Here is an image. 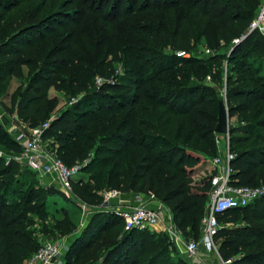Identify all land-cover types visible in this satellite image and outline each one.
Wrapping results in <instances>:
<instances>
[{
  "label": "trees",
  "instance_id": "1",
  "mask_svg": "<svg viewBox=\"0 0 264 264\" xmlns=\"http://www.w3.org/2000/svg\"><path fill=\"white\" fill-rule=\"evenodd\" d=\"M263 2L0 0V100L14 78L20 87L27 83L17 106L12 99L22 122L36 127L52 118L44 136L56 137L64 162L73 149L81 157L96 153L82 169L91 174L90 183L74 185L90 200L101 204L107 189L152 192L198 239L211 176L201 185L192 177L206 158L219 155L215 127L223 88L231 116L259 115L253 125L230 127L232 182L255 187L264 181V54L255 53L264 50V38L254 30L229 49ZM200 44L213 53L177 55ZM112 61L122 64L124 74L96 86L99 73L109 76ZM51 87L83 97L53 117L59 101L48 96ZM0 146L22 150L1 121ZM19 164L0 157V264H22L38 245L28 229L30 214L45 222L50 217L41 195L52 189L30 179L38 177L27 165L16 172ZM218 218L224 224L217 236L221 258L264 264V197ZM54 226L62 233L75 228L70 221ZM149 232L125 231L121 217L101 210L69 245L65 264H191L167 234Z\"/></svg>",
  "mask_w": 264,
  "mask_h": 264
},
{
  "label": "built area",
  "instance_id": "2",
  "mask_svg": "<svg viewBox=\"0 0 264 264\" xmlns=\"http://www.w3.org/2000/svg\"><path fill=\"white\" fill-rule=\"evenodd\" d=\"M264 5L259 13V17L252 24L251 31L260 29L264 35ZM250 31V32H251ZM240 38L234 39V43L239 44ZM208 50V53H211ZM179 56L189 57L185 52L179 51ZM101 86L103 81L97 78ZM110 83V80L108 81ZM52 118L36 127H27L19 122L17 115L13 118L12 134L20 144L22 150L19 152L10 151L0 146V157L4 156L5 163L18 162L29 166L42 183L46 186L57 185L61 190L71 193L75 179L82 173V169L91 162L89 158L85 165L70 167L57 154L43 144V136L50 127ZM230 143L225 150L226 158L223 160L217 156L213 161L217 169L216 174L211 175V193L209 196V214L203 218V231L200 238L187 240L179 227L171 224L164 228L170 241L175 245L180 254L194 264H230L231 259L223 260L217 248L215 240L223 228L219 220V215L225 211L240 207H245L255 200L264 197V185L255 187L233 184L234 168L231 161L234 154L230 150ZM220 148V146H219ZM103 202L94 210L91 205L80 200L79 206L83 211L81 227H84L90 214L105 210L113 212L124 221L125 231L133 229L157 230L162 225V206H157L158 197L150 192L147 195L137 194L135 204L128 208L111 207L112 199L124 198L125 194L120 189H107L103 193ZM80 231L76 232L79 235ZM66 238L56 242H47L37 253H35L29 264H65V257L68 247ZM204 249L205 254H201ZM215 253V258L212 254Z\"/></svg>",
  "mask_w": 264,
  "mask_h": 264
},
{
  "label": "rangeland",
  "instance_id": "3",
  "mask_svg": "<svg viewBox=\"0 0 264 264\" xmlns=\"http://www.w3.org/2000/svg\"><path fill=\"white\" fill-rule=\"evenodd\" d=\"M264 5V2L260 8V10L258 11L256 17L253 19V21L251 22L249 28H247L241 35H240V39L241 42L246 40V38L248 37L249 34L252 33L251 31V27L252 24L257 20V18L259 17V13L262 9ZM264 25V24H263ZM257 32H259V34L264 38V35L262 33V31L258 28L256 29ZM251 31V32H250ZM254 31V30H253ZM257 36V35H256ZM238 38V37H237ZM236 39V38H235ZM262 43L264 44V41H262ZM206 44H200L197 47H194L192 49L191 52L188 51H183L185 52L187 55L192 56L193 53H198V54H211L208 53V50L206 47H204ZM228 45V44H227ZM226 45V46H227ZM233 45H237L236 43H234V40H232L229 43V49H231V47ZM263 47H261L260 49L256 50L255 53H263L264 54V50L262 49ZM167 51L173 52V50L168 49ZM179 52V51H178ZM177 52V53H178ZM225 64V68H227L228 65V60L224 61ZM110 71L109 76H105L103 75L104 72L99 73V75L96 76V80H95V84L96 86L100 87L101 84H99V82L97 81V78H101L103 82H105L106 80H110L111 82H116V75H123L124 74V70L122 68V64H119L117 62H110ZM115 66V67H114ZM111 69H113V72L111 71ZM264 76V73H263ZM20 81L17 78H14L10 89H9V93L7 94V96L3 99L0 100V109L5 110L9 115L12 116V114L14 113L15 115L18 116V113L16 111V107H14V105L12 104V99L14 98L16 101V105L18 104L19 101V97H18V91H20V89L22 88L21 91H24L25 88L27 87V83H25L22 87ZM47 94L50 98H56L58 99V105L56 110L52 113L53 117H56L58 115H60L63 111H66L68 109H70L76 102H78L82 97L83 94H79L77 96H67L65 95L64 91L62 90H56L54 87H51L48 89ZM222 94L224 95L223 98H225V88L222 89ZM227 102V100H226ZM228 105V102H227ZM229 109V106H228ZM19 117V116H18ZM259 117V115L257 116ZM256 117V113L255 112H249V113H241L235 116H231L230 115V127H236L238 129L245 127V125H253L254 123V118ZM12 118H14L12 116ZM1 123L5 126V128L8 130L9 128H7V126H11V124L6 123V121L4 122V120L2 118H0ZM19 122L23 123L25 126L27 127H31L28 123L22 122V119L19 117ZM10 133V132H9ZM12 136L14 134L10 133ZM240 135H244V134H240ZM218 138V145L220 146V152H219V157H221L223 160H225L226 158V154H225V150L228 146V142L230 141L229 139V135L227 134H219L217 136ZM230 143V142H229ZM43 144L48 147L50 150H52L53 152H57L58 154V148H59V144L57 143L56 137L52 136V135H48L47 137L44 136L43 138ZM230 145V144H229ZM71 155L68 159H66L68 165L70 167L73 166H79V165H85L86 161L89 158H93L94 154L96 155V153H91L90 155L87 156H83L81 157L79 153H77L76 150H70ZM95 152V151H94ZM59 156V155H58ZM63 155L60 154V157L63 159L62 157ZM76 157H80V158H76ZM215 157H208L206 158V162L205 164H203L200 168H198L192 179H193V184L196 185H201L202 183L209 181V176H211L212 174H216L217 169L214 165V159ZM2 158H4V156H2ZM64 161V159H63ZM65 161V162H66ZM16 162V161H14ZM28 170L27 167L25 166V164H19L18 165V170L16 172H22V171H26ZM95 173V172H94ZM33 174V173H31ZM90 177L91 174L87 171H83L74 181V185L76 183H79L81 180H83V183H90ZM37 179V181L39 182V185H42L45 189H52V192L50 190L49 194H47L46 192H44L41 196H42V201L45 203V209H47V211H49L50 213V217L49 219L45 222V221H41L38 216L36 214H30L29 218L31 219V225L29 226L28 229H30L32 232L33 237L38 241V245L34 247V250L32 251V253H30L23 261L22 264H29L33 255L35 253H37L39 251V249H41L43 247V245L49 241L51 242H56L58 240H61L62 238H66V239H71V243L74 241V239L78 236V234H76V232L80 231L83 232V230L86 228L85 227H81V222H82V209L79 206L80 200L86 202V201H92L91 204L88 203L89 205H91V209H95L97 208V202L98 201H94V200H90L85 192L82 190V187L76 185L75 188L73 186V189L71 190V193H68L66 191L61 190L57 185L53 184L52 186H46L44 185V183H42L40 181L39 178H36V176L31 177L30 179ZM38 185V186H39ZM261 185H264V181L261 182ZM77 187V189H76ZM77 191V192H76ZM103 192V191H102ZM100 192V193H102ZM122 192L127 196L126 198H135V196L137 195V193L130 191V190H122ZM80 197L82 199H80ZM159 199V198H158ZM209 202V199H208ZM157 206H162V213H163V220H162V225H160L158 227L157 230L154 231H150L149 233L152 234H156L157 238L159 234H166L164 228H167L168 226H170L172 223L177 225L179 227V229L181 230V232L184 234L185 238L187 240H195L197 241L198 239L194 238V236L191 235H187L183 229H182V223L180 222L181 219L176 220L174 219V214L170 208V206L166 203H164L161 199H159L156 202ZM258 207H260V205L258 204ZM95 214V213H94ZM209 214V206L207 207L204 217L206 215ZM182 217V216H181ZM57 221H70L73 223V225L75 226V228L73 229V231H69V232H65L62 233L60 231L55 230V222ZM250 222V221H249ZM248 222H243L242 224H229L228 226L231 229H236L239 228L241 226L246 225ZM202 224V231H203V222H201ZM224 225V224H222ZM122 226V224H121ZM123 227V226H122ZM70 228V227H68ZM67 228V229H68ZM119 231L120 234H123V228H119L117 229ZM149 231V230H148ZM65 239V240H66ZM216 246L217 248H219V243L220 240L218 238H216L215 240ZM70 244V243H69ZM39 247V248H38ZM38 248V249H37ZM91 253V252H90ZM172 256L176 257V254L174 252H171ZM87 254L83 255L82 257H86ZM215 253L212 254V257L215 258ZM182 256V255H181ZM81 257V258H82ZM188 261V259H185ZM65 262H66V257H65ZM76 264V263H75ZM96 264H99L96 263ZM102 264V263H101Z\"/></svg>",
  "mask_w": 264,
  "mask_h": 264
},
{
  "label": "crops",
  "instance_id": "4",
  "mask_svg": "<svg viewBox=\"0 0 264 264\" xmlns=\"http://www.w3.org/2000/svg\"><path fill=\"white\" fill-rule=\"evenodd\" d=\"M12 116L14 117L15 116V114L13 113L12 114ZM12 116L11 115H9L5 110H3V109H0V118H2L3 120H4V122L6 121V123H9V124H11V126H7V128H9L8 129V132H10V133H12V128H13V118H12ZM127 196L125 195L124 196V198H122V199H118V198H115V199H112L111 201H110V203H109V205L111 206V207H121V208H128V207H130L131 205H134L135 204V198H126ZM136 197V196H135ZM101 204H99V205H97V206H100ZM94 213H96V212H94ZM94 213L93 214H90V216H89V218H88V220H87V223L85 224V226H87L88 225V223H89V221H90V219H91V217L94 215ZM82 220H83V211H82ZM84 226V227H85ZM80 234V233H79ZM168 236V235H167ZM78 237V236H77ZM76 237V238H77ZM75 238V239H76ZM74 239V240H75ZM72 244L71 243V239L69 240V239H66V247H68L70 244ZM173 246L175 247V245L173 244ZM176 248V247H175ZM177 249V248H176ZM178 250V249H177ZM204 249H201V254L203 255V254H205L204 253V251H203ZM188 262H190L191 264H194L191 260H188Z\"/></svg>",
  "mask_w": 264,
  "mask_h": 264
},
{
  "label": "water",
  "instance_id": "5",
  "mask_svg": "<svg viewBox=\"0 0 264 264\" xmlns=\"http://www.w3.org/2000/svg\"><path fill=\"white\" fill-rule=\"evenodd\" d=\"M215 131L218 134H230V114L225 98H221L219 101V117Z\"/></svg>",
  "mask_w": 264,
  "mask_h": 264
}]
</instances>
